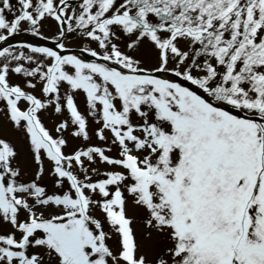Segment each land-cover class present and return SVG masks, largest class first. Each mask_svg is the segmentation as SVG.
<instances>
[{
	"label": "snow or ice",
	"instance_id": "snow-or-ice-1",
	"mask_svg": "<svg viewBox=\"0 0 264 264\" xmlns=\"http://www.w3.org/2000/svg\"><path fill=\"white\" fill-rule=\"evenodd\" d=\"M0 264H264V0H0Z\"/></svg>",
	"mask_w": 264,
	"mask_h": 264
}]
</instances>
